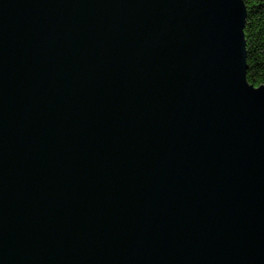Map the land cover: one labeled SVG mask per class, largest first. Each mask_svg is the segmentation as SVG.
<instances>
[{
    "label": "water",
    "instance_id": "95a60500",
    "mask_svg": "<svg viewBox=\"0 0 264 264\" xmlns=\"http://www.w3.org/2000/svg\"><path fill=\"white\" fill-rule=\"evenodd\" d=\"M245 16L0 0V264H264Z\"/></svg>",
    "mask_w": 264,
    "mask_h": 264
},
{
    "label": "trees",
    "instance_id": "16d2710c",
    "mask_svg": "<svg viewBox=\"0 0 264 264\" xmlns=\"http://www.w3.org/2000/svg\"><path fill=\"white\" fill-rule=\"evenodd\" d=\"M246 16V79L250 84H264V0H242Z\"/></svg>",
    "mask_w": 264,
    "mask_h": 264
}]
</instances>
